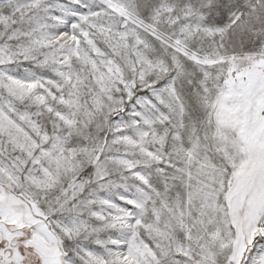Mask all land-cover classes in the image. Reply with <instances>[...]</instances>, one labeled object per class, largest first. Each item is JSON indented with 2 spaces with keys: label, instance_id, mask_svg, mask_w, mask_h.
<instances>
[{
  "label": "snow or ice",
  "instance_id": "6c2138e0",
  "mask_svg": "<svg viewBox=\"0 0 264 264\" xmlns=\"http://www.w3.org/2000/svg\"><path fill=\"white\" fill-rule=\"evenodd\" d=\"M0 264H264V0H0Z\"/></svg>",
  "mask_w": 264,
  "mask_h": 264
}]
</instances>
